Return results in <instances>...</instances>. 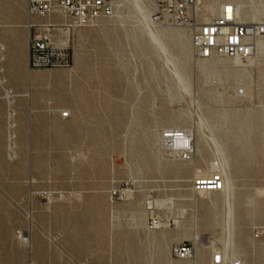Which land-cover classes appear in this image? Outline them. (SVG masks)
<instances>
[{
    "label": "rangeland",
    "instance_id": "1",
    "mask_svg": "<svg viewBox=\"0 0 264 264\" xmlns=\"http://www.w3.org/2000/svg\"><path fill=\"white\" fill-rule=\"evenodd\" d=\"M112 1V17L70 33V69L30 72L23 67L27 0H0L5 76L16 95L12 153L0 84L1 264H186L173 260L171 250L182 241L194 243V232L197 250H205L207 259L224 245L225 258L239 255L246 264H264V248L252 240V229L264 222V50L248 60H200L188 30L156 22L161 29L187 34L185 53L170 41L183 57L185 84L142 12L145 6ZM202 1L203 7L207 0ZM210 1L219 8L243 3L242 21L264 24V0ZM149 5L152 18L154 0ZM33 73L43 76L47 87L43 94L34 88L29 99L21 95ZM59 110H72L71 116L63 119ZM169 127L196 133L193 162L167 156L161 131ZM196 167L218 168L227 193L232 184V230L229 199L224 201L222 192L192 191ZM113 189L132 195L112 202ZM148 196L174 202L170 210L157 208L160 229L148 227L143 203ZM137 215L145 217L144 227L137 226ZM29 232L33 248L23 239ZM178 232L186 234L177 238ZM231 232L236 247L230 244ZM162 233L170 238L162 239ZM161 249L169 262L158 259Z\"/></svg>",
    "mask_w": 264,
    "mask_h": 264
},
{
    "label": "built area",
    "instance_id": "2",
    "mask_svg": "<svg viewBox=\"0 0 264 264\" xmlns=\"http://www.w3.org/2000/svg\"><path fill=\"white\" fill-rule=\"evenodd\" d=\"M201 2L202 0H154L155 13L152 18L157 23L188 30L192 49L200 60L215 57L251 58L256 53L257 41L264 36V24L239 21L232 5L225 8L221 6L210 23L201 24L198 20ZM113 14L112 0H27L29 71L70 69L73 66L70 33L98 20L110 18ZM4 52V48L0 46V84L7 101L9 149L14 153L12 133L16 126V95L7 84ZM238 93L243 91L239 90ZM58 113L63 119L71 116L68 110H59ZM161 139L168 157L187 163L195 160L196 136L192 131L185 128H164ZM223 186V177L219 171L208 174L198 172L191 181L192 191L197 194L221 192ZM131 195L128 189L109 191L112 202L124 200ZM143 203L149 216L148 227L152 230L164 227L162 219L155 214L157 208L152 198L145 197ZM252 240L257 246L264 248V222L252 229ZM171 257L186 264H246L242 256L225 258L220 248L215 249L206 262H200L196 245L190 241L175 244Z\"/></svg>",
    "mask_w": 264,
    "mask_h": 264
},
{
    "label": "bare ground",
    "instance_id": "3",
    "mask_svg": "<svg viewBox=\"0 0 264 264\" xmlns=\"http://www.w3.org/2000/svg\"><path fill=\"white\" fill-rule=\"evenodd\" d=\"M139 4H140V6L142 7V6H145V9L144 10H142V12L143 11H145V14L144 15H146L145 17H146V19L148 20V22L151 24V26H153L156 30H155V34H156V36L159 38V40L163 43V45H162V49L164 50V53H165V55L168 57V58H170L171 59V61L174 63V65H175V69H176V71H177V74L180 76V78H181V80L185 83V84H187L188 83V78H187V75L185 74V68H184V66H183V64H182V62H184V60H183V57L181 56V55H179V54H176V53H174V51L172 50V48H171V45H170V41H175L176 43H177V45L179 46V49L181 50V52L182 53H185V48H184V45H183V42H184V40L186 41L187 40V34L184 32V31H179V30H170V29H161V28H159L158 27V25H157V23L152 19V18H150V12H151V10H150V5H149V0H136ZM117 2L118 3H121L122 2V0H117ZM202 4H203V1L201 2V6H200V9H199V12H198V20H199V22L201 23V24H208V23H210L211 22V20L213 19V17H215L216 15H217V13H218V11H219V6H217L215 3H213V2H211L210 0H207L206 2H205V4L203 5V7H202ZM229 5H232L233 6V9H234V11H235V13H236V15H237V18H238V20L239 21H241V22H245V21H242V19H244L243 18V12H242V7L244 6V4L243 3H236V4H222L221 6H223L224 8L226 7V6H229ZM220 6V7H221ZM141 8V9H142ZM228 10H230V8L228 9ZM143 15V16H144ZM144 18V17H143ZM145 19V18H144ZM252 19H254V20H257V16H256V14L254 13V14H252ZM139 20H141V19H139ZM142 21V25H144V26H146L145 25V23H144V21H143V19L141 20ZM147 24V23H146ZM149 25V24H148ZM150 27V26H149ZM148 27V29H150ZM168 27H170V26H168ZM176 28V27H175ZM180 29H182V28H180ZM150 33L149 34H151V30L149 31ZM71 40V38H70V36H69V41ZM158 40V41H159ZM154 43V42H153ZM159 44H161V43H159ZM256 45H257V50H259V51H263L264 50V40H262V38H260L258 41H257V43H256ZM0 46L2 47V48H4V50H5V46L3 45V44H0ZM157 49V48H156ZM157 52V51H156ZM160 56V55H159ZM234 58H236V57H234ZM238 59H240L239 57H237L236 58V60H238ZM242 59V58H241ZM248 59H252V57L251 58H248ZM248 59H243V60H248ZM178 62H181V63H178ZM27 96H29L30 94H26ZM179 119H182V117H178ZM177 120V119H176ZM186 120V119H185ZM178 123V122H177ZM180 124H181V122H180ZM169 128H182V127H169ZM186 129V128H185ZM189 130V129H188ZM190 131H192V130H190ZM193 133H194V131H192ZM195 134V136H196V133H194ZM160 138V137H159ZM197 141L199 142V144L201 145V146H204V143H205V138H204V136H203V134H202V132H201V130H197ZM161 142V141H160ZM14 152V151H13ZM196 153H197V148H196ZM222 153H223V155L225 154V152L222 150ZM173 160H175V159H173ZM187 163V162H186ZM191 163V162H190ZM171 167V166H170ZM177 170V169H176ZM179 172H182L180 169L178 170ZM214 171H219V169L217 168L216 170H205V169H202V168H198V167H196L195 169H194V173H193V178H194V176L198 173V172H202V173H204V174H208V173H210V172H214ZM174 172V171H173ZM220 172V171H219ZM221 174V173H220ZM222 175V177H223V174H221ZM192 178V179H193ZM192 181V180H191ZM223 181H224V177H223ZM221 192H222V194L225 196V199H224V201L226 200V198L227 199H229L228 200V210L230 211V218H229V227H230V229L232 230L233 228H234V201H235V198L233 197V186H232V184L230 185V187H229V190H228V193H227V191H226V186H225V182H224V186H223V189L221 190ZM211 193H214V192H206V193H200V195H208V194H211ZM264 195V194H263ZM65 199V198H64ZM49 200V199H48ZM238 203V202H237ZM249 203H250V205H254V203H255V200L254 199H249ZM154 204H155V206H156V208H159V209H162V208H166V209H168V210H170V209H172L173 208V206H174V202H173V200L172 199H156V200H154ZM50 208V207H49ZM184 211H182V213H183ZM253 216V215H252ZM195 217V216H194ZM144 219H145V217H143L142 215H137V216H135V218H134V220H135V222H136V224H137V226H139V227H144V224H143V221H144ZM223 223H224V219H223V221H222ZM177 223H180V221H177ZM185 234L186 233H184V232H178V236H177V238H180V237H182V236H185ZM193 234V233H192ZM232 232H231V240H230V244L231 245H233V247H236V243H235V241H234V239L232 238ZM27 235V234H26ZM194 237L193 238H195V239H193V240H195L194 241V244L196 245V242L198 241L197 239V237H198V234H197V232H194ZM30 232H29V236L27 237V238H23L25 241H27L28 242V247L29 248H33L34 247V245H35V242H34V238L33 239H31L30 238ZM200 236V235H199ZM240 236V235H239ZM242 236V235H241ZM161 237H162V239H164V240H168L170 237H169V235L167 234V233H162V235H161ZM148 239H151L152 241H154V242H157L159 239L157 238V236H148L147 237ZM200 239V238H199ZM225 241H226V239H224L223 240V243L225 244ZM166 244H167V242H166ZM232 247V248H233ZM197 248V247H196ZM209 248V247H208ZM223 248H224V245H223ZM223 248L221 249L222 250V252H223ZM206 249V248H205ZM198 250H200V249H198ZM197 250V257H198V259L200 260V262H206L208 259L207 258H205V255L207 254V252L205 251V250H203V249H201V251H198ZM213 252V251H212ZM236 256H239V255H234V256H232L231 258H233V257H236ZM166 257V254H165V252H164V250H160V252L158 253V259L161 261L162 259H166L165 261L166 262H169V260H168V258H165ZM172 258V257H171ZM34 263V262H33ZM35 264V263H34Z\"/></svg>",
    "mask_w": 264,
    "mask_h": 264
},
{
    "label": "crops",
    "instance_id": "4",
    "mask_svg": "<svg viewBox=\"0 0 264 264\" xmlns=\"http://www.w3.org/2000/svg\"><path fill=\"white\" fill-rule=\"evenodd\" d=\"M23 59H24V63H23L24 66L23 67L25 68L26 65H27V70H29L28 69V61H29L28 50L25 52ZM28 80H29V84H30L29 85V89H28V91L25 94H23L21 96H27L26 94H30L27 97L29 99H31L32 98V90H34V88L36 90L35 92L43 94V92L41 90L43 88L47 87V85H46L47 82H46V80H45V78L43 76L37 75L35 73L28 74ZM32 84L34 86H32ZM70 111H72V110H70Z\"/></svg>",
    "mask_w": 264,
    "mask_h": 264
}]
</instances>
